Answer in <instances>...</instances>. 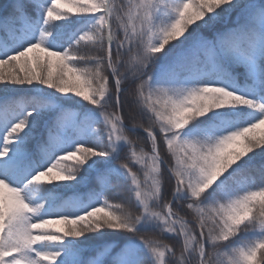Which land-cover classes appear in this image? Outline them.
<instances>
[{
  "label": "trees",
  "instance_id": "16d2710c",
  "mask_svg": "<svg viewBox=\"0 0 264 264\" xmlns=\"http://www.w3.org/2000/svg\"><path fill=\"white\" fill-rule=\"evenodd\" d=\"M85 2L87 0H77L76 3L73 0H61L58 11L68 15L61 20L45 23L51 0H32L28 16L21 26L7 38L0 37V59L7 58L30 44L41 43L49 50L57 52H70L75 49L78 57H84L68 62L69 67L95 69L98 63L104 62L103 47L83 41L79 45L76 43L81 36L93 33L99 26V15L77 10L79 4ZM115 2L119 4L121 0ZM123 2H130L135 10L136 5L154 0ZM182 2L183 0H163L159 3L153 13L154 30L170 25L175 19V6ZM245 2L246 0H237L231 7L222 5L225 8L217 9L218 13L211 24L206 25L201 21L199 25L190 26L184 37L170 40L160 53L151 56L149 64L144 67L129 68L125 63L129 55L128 49H118L114 43L113 54L119 51L124 57L119 64V70L128 69L119 93V103L115 94V77L111 70H108V75L113 91L106 94L100 105H94L75 93H61L57 88L41 81L30 84L0 82V151L5 147L4 137L7 131L20 121L27 122V128L17 138L14 134L13 143L7 145L10 148L8 156H0V179H6L13 187L19 188L26 202L38 209L37 213L32 214L33 222L39 223L42 219L51 221L49 226L34 229V234L66 229L67 225L59 216L76 217L96 207L108 205L111 207L105 208V211L130 216L133 221L132 231L103 227L79 238L65 237L62 241L43 242L36 246L37 251L59 253L55 264H159L145 239H142L153 237L171 247L166 252L165 264H180L179 252L183 246V236L178 232L167 231L163 221L144 212V205L136 196V185L133 184L128 169L124 167L125 163H130V167L142 182V188L147 190V183L151 181L145 183L146 173L150 171L152 161L148 160L149 166L146 168L142 163L132 160V145L126 140L115 142V151H111L112 142L108 138L110 126L105 121V114L111 111L121 114L124 118L122 127L133 143L138 145V151L143 146L144 153H151L149 133L144 128L134 126L133 121L137 120L146 127L150 118L155 119L154 114L143 106L142 101L129 95L144 79L151 78L150 85L153 89L183 91L205 85L219 86L254 102L264 103V52L257 51L254 62H250L243 55L248 49L247 41L241 42L238 51L215 55L194 49L197 36L216 41L220 34L237 30L241 25L247 24V17L242 11ZM7 6L8 0H0V11ZM194 8V5L189 4L184 11L187 14ZM118 35H123L122 29L118 30ZM153 43L158 46L160 41L154 37ZM133 49H139L141 54L145 51L139 39ZM37 55L43 53L39 50L29 53L27 67L35 68ZM58 71L59 69L53 67L54 74ZM16 74L22 75L23 72L14 67L12 62L0 67V75L5 78ZM258 117L264 118V113H260L259 109L247 105H228L195 118L176 134L185 141L205 140L227 130L249 126L257 122ZM153 132L158 138L157 145L162 159L161 191L158 198L150 201V207L155 211L166 212L165 205L170 201L174 210L184 220L189 221V227H195L198 231L199 227L194 220L195 213L187 207L189 203L195 201L201 207L215 206L235 199L247 191H259L264 187V146H260L241 159L199 198L193 197L191 190L184 187L177 191V178L171 168L175 166V158L168 151L164 133L159 126ZM257 132L264 134V127ZM83 145L98 151L107 148L110 154L97 155L82 165H76L72 160L66 161L77 169L71 173L75 176L73 180L49 183L47 178H43L40 183H30L39 171L46 170L68 152ZM64 166L65 163H62L61 167ZM56 171L54 169L53 174ZM4 195L10 196L8 189H4ZM137 215L141 216L138 221ZM254 215L255 212L252 216ZM260 240H264V230L255 221H245L237 234L229 240L215 244L206 240L205 247L210 252L213 248L218 249L222 264H230L237 250H246ZM29 255L35 258V252ZM198 261V252L190 251L186 254L185 264H198ZM45 264H54V261L48 260Z\"/></svg>",
  "mask_w": 264,
  "mask_h": 264
},
{
  "label": "snow or ice",
  "instance_id": "6c2138e0",
  "mask_svg": "<svg viewBox=\"0 0 264 264\" xmlns=\"http://www.w3.org/2000/svg\"><path fill=\"white\" fill-rule=\"evenodd\" d=\"M76 2L77 0H73V3ZM162 2L163 0L146 2L136 5L135 10H133L132 4L130 2L125 4L123 0H121L119 4H117L115 0H87V2L79 4L77 10L81 13L99 15V20L97 22L99 26L93 33H86L81 36L80 40L76 43L79 45L80 42L83 41L85 43L102 46L104 50V62L98 63L95 69L69 67L68 62L78 58L84 59V57L77 56L75 49L70 50V52H57L49 50L41 43H34L15 54L8 55L7 58L0 59V67L12 62L14 67H18L20 72H23L22 75L16 74L7 78L0 75V82L11 81L20 84L27 82L30 84L33 81H41L50 87L57 88L61 93H75L85 100L91 101L94 105H100L106 94L113 91L109 83L110 78L108 75V70H111L112 75L115 77V94L117 103H119V93L122 90L125 73L128 69L124 71L119 70V64L124 57L119 51H117L115 55L113 54V44L115 43L118 49H128L129 55L125 63L129 68L135 69L136 66H147L151 56L161 52L152 51L153 45L151 41L157 35H162V30L164 28H157L153 31L149 43L145 46L143 55H133V46L137 41L138 32L142 31L145 25L154 29L152 23L153 13L159 3ZM219 2L220 0H218V3ZM236 2L237 0H229V2L223 4V6L231 7L236 4ZM31 4L32 0H8L7 8L0 11V37L7 38L10 33L21 26L28 16ZM60 4L61 0H51V6L46 13L45 23L61 20L68 15L67 13L58 11ZM223 8L225 7H219L218 9L221 10ZM174 10L178 12V9L175 8ZM242 11L247 17V24L241 25L237 30H233L226 34H220L216 41H208L203 37L197 36L194 41V49L196 51H204L208 54L215 55L230 51H238L241 48V42L247 41L248 49L243 52V55L250 62H254L256 52H264V2H261V0H246L242 5ZM217 13V10L211 12L203 20L197 18L198 22L195 25H199L201 21H204L206 25L211 24ZM138 18L139 21L142 22H138ZM120 29L123 31L122 36L118 35V30ZM186 32L188 33L189 30ZM186 32L183 27L177 26L170 40H175L177 37H184ZM36 50H39L43 55H37L35 57V68L33 69L27 67L30 60L29 53L35 52ZM118 57H122L119 63L117 62ZM93 58L98 60L101 59L99 57ZM53 67L59 69L55 74L53 72ZM77 73H79V75H77ZM133 74L135 75V71H133ZM150 79L149 77L142 80L136 89L129 93V95L138 98L151 110V100L154 97L163 96L168 99L173 98L169 95L170 90L167 88L153 89L150 85ZM176 91L179 92L181 90ZM227 91L234 93L230 90ZM235 95L248 101V103L235 105H247L259 109L260 113H264V103L254 102L252 99L245 98L242 95ZM187 111L191 112V109ZM154 115L158 116L161 122L169 119L167 111L154 113ZM220 115L224 114L220 113ZM261 119L264 118H257V120ZM123 120L124 118L117 111H111L105 114V121L110 126L108 130V138L112 142L110 149L111 151H115V142L126 140L132 145V160H135L137 163H142L146 167L148 160L151 159V155L159 153L157 145L158 138L153 130L148 129L147 126L145 127V125L139 123V121L134 120V126L144 128V130L149 133L151 142L152 136L156 137L155 151L144 153L140 148L138 151V145L133 143L122 127ZM184 124L188 125L189 121L186 120ZM26 128L27 122L20 121L7 131L4 137L5 147L0 151V156H8L10 148L7 147V145L13 143V135L15 134V138H17ZM175 128L180 130L184 127L177 124ZM163 133L168 145V141L172 138V135H169L171 132ZM177 142H181L179 135L177 136V140L173 141V143ZM191 143L195 144V141H191ZM243 145L244 142L241 139L240 143L232 145V148L237 152H243ZM78 148L81 150L80 152L77 151ZM78 148L71 152L74 153V155L69 157L66 161L72 160L75 161L74 164L82 165L90 158L97 155L110 154L107 148L100 149L99 151L86 145ZM81 152L83 154H81ZM77 153L79 154L78 156ZM67 154L63 157L67 156ZM177 159L180 160V163L176 169H172L177 178V191H179L181 187H184L191 190L193 197L199 198L204 191L203 189L197 190V185L200 181L199 178L194 179L193 174L198 173V170L195 168L194 164L185 165L181 157ZM66 161H64V167L68 169L67 171H58L56 169V173L53 174L54 168L52 165L54 163H52L46 170L39 171L38 174L32 178L30 183H40L43 178H47L49 183L52 181H70L75 179V176L71 173L76 172L77 169L72 167L73 164H67ZM5 163H7V161H5ZM124 167L128 169L132 177V182L136 185V196L143 203L144 212L150 213L152 216L163 221L167 231L178 232L183 236V246L179 252L180 264H185L186 254L190 251L198 252V264H222V261L219 260V250L213 248L210 252L205 247V241L210 240L213 244L220 241H227L230 237L237 234L240 227L228 233L227 239H222L206 232L204 229L199 228L197 231L195 227H189V221L184 220L183 217L179 215L178 211L174 210L175 208L170 201L165 205L167 209L166 212L153 210V208L150 207V201L159 196L157 197L152 194L145 195L143 193L142 182L138 179L136 172L130 167V163H125ZM4 189H8L10 196L4 195ZM156 189L160 194L161 185L157 184ZM108 207H111V205L96 207L94 209L97 211L92 209L76 217L59 216L62 222L67 225L66 229H57L56 232L41 231L34 234V229L49 226L51 221L49 219H42L39 223L33 222L32 214L37 213L38 209L30 206L29 203L26 202L19 188L13 187L6 179H0V264H45L48 260L54 261L55 264L59 253L37 251L36 246L46 241H62L65 237L79 238L87 232L98 231L103 227L116 230H133V221L130 219V216H121L114 211H105V208ZM187 207L191 209L192 212L196 211L191 203H189ZM89 213H91V216L88 215ZM140 219L141 216L137 215L136 220L138 221ZM44 221H47V223H43ZM245 221L251 222L252 220L249 219ZM256 222L259 228L264 230V221ZM197 232L199 235H197ZM60 233H63V235H60ZM142 239H145L146 244L155 254L159 264H165L166 252L170 250L171 247L167 243L153 237H142ZM261 245H264V240L256 242L254 246L246 250H237L235 256L231 258L230 264H264V248H262ZM32 252H35V258L29 255V253ZM257 253H259V256H257Z\"/></svg>",
  "mask_w": 264,
  "mask_h": 264
},
{
  "label": "clouds",
  "instance_id": "9594fccd",
  "mask_svg": "<svg viewBox=\"0 0 264 264\" xmlns=\"http://www.w3.org/2000/svg\"><path fill=\"white\" fill-rule=\"evenodd\" d=\"M228 2L229 0H220L219 3L218 0H187V2L183 0L182 3L175 6L178 9V12H175V19L170 25L164 27L162 35L155 37L160 41L159 45L157 46L153 43V40L151 41L153 45L152 51L157 52L164 49L177 26L183 27L186 32L190 26L198 22L197 18L203 20L211 12L216 11ZM189 4L191 6L194 5L195 8L186 14L184 10ZM138 22L142 21H139L138 18ZM153 31L154 29L145 25L143 30L138 32L137 40L139 39L145 47L149 43ZM132 54L143 55L139 52V49L134 50ZM121 59L122 57H118L117 62L119 63ZM169 95L173 99L163 96L154 97L151 100V110L147 105L143 104L153 114L167 111L169 116V119L161 122L160 118L154 115L155 119L150 118L146 126L150 130L159 126L162 132L173 133L167 145L168 151L175 158V166H171V168L173 170L176 169L180 163V160L177 159L178 157L183 159L185 165L194 164L198 173H194L193 176L195 179L199 178L200 181L197 185L198 191L200 189H203L204 192L208 190L246 155L254 149L264 146V134H258L257 132L258 129L264 127V119L258 120L256 123H252L246 127L227 130L205 140L195 141V144L181 138V142L173 143V141L177 140L178 136L176 134L178 129L175 128V125L179 124L185 127L184 122L186 120L190 122L214 109H221L228 105L248 103V101L236 96L234 93L228 92L223 87L211 85L179 92L170 90ZM188 109H191V112H188ZM241 139L244 142V150L243 152H237L232 148V145L239 144ZM155 140L156 137L152 136V151H155ZM140 149L143 151V146ZM77 151L80 152L81 150L78 148ZM81 154L83 153L81 152ZM73 155L74 153L69 152L67 156L61 157L52 167L58 171H67L68 169L61 167V164ZM161 160L160 152L156 155H151V168L146 173V183L147 181H151V183H147V190L143 189L145 195L152 194L157 197L159 196L156 185H161ZM148 166L147 164L146 167ZM191 205L196 209L193 212L195 213L194 220L200 229H204L206 232L219 238L227 239L228 233L235 231L236 228L245 224V220L264 221V187H261L259 191H247L235 199L215 206L201 207L195 201ZM94 211L97 210L94 209ZM253 212H255L254 216H252ZM88 215L91 216V213ZM43 223H47V221ZM261 247L264 248V245H261Z\"/></svg>",
  "mask_w": 264,
  "mask_h": 264
},
{
  "label": "water",
  "instance_id": "95a60500",
  "mask_svg": "<svg viewBox=\"0 0 264 264\" xmlns=\"http://www.w3.org/2000/svg\"><path fill=\"white\" fill-rule=\"evenodd\" d=\"M129 128H134V127H131V126H129ZM168 169H169V167H168ZM170 170V169H169ZM170 172H171V174L173 175V173H172V171L170 170ZM173 177H174V175H173Z\"/></svg>",
  "mask_w": 264,
  "mask_h": 264
},
{
  "label": "rangeland",
  "instance_id": "374dc122",
  "mask_svg": "<svg viewBox=\"0 0 264 264\" xmlns=\"http://www.w3.org/2000/svg\"><path fill=\"white\" fill-rule=\"evenodd\" d=\"M99 156H101V155H99ZM104 156V155H103Z\"/></svg>",
  "mask_w": 264,
  "mask_h": 264
}]
</instances>
